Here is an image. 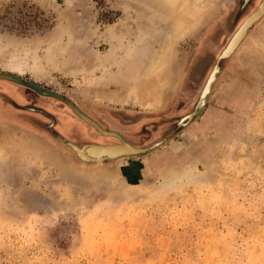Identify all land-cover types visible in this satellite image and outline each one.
Returning <instances> with one entry per match:
<instances>
[{
	"label": "rangeland",
	"instance_id": "374dc122",
	"mask_svg": "<svg viewBox=\"0 0 264 264\" xmlns=\"http://www.w3.org/2000/svg\"><path fill=\"white\" fill-rule=\"evenodd\" d=\"M260 1L209 0L175 46L178 75L161 88L162 106L146 110L126 103L127 82L104 73L118 71V52L107 58L116 36L144 38L134 54L159 49L163 23L147 3L0 0V63L24 68L0 73L71 102L138 149L164 140L79 176L59 138H116L99 136L65 102L0 80V264H264V16L219 62L205 109L179 126ZM176 172L186 177L165 183Z\"/></svg>",
	"mask_w": 264,
	"mask_h": 264
},
{
	"label": "bare ground",
	"instance_id": "6f19581e",
	"mask_svg": "<svg viewBox=\"0 0 264 264\" xmlns=\"http://www.w3.org/2000/svg\"><path fill=\"white\" fill-rule=\"evenodd\" d=\"M137 1L138 3L140 2L147 3L149 5V13L151 15V18L159 20L161 23H163V27H159L157 30L158 31L157 33L161 36L159 49H156L153 46V44H150V46L148 47L147 44L146 46H144L141 52L134 54L135 49H137V46L139 45L141 46L142 39L144 38H140L135 43L132 44L126 42L123 43L126 36L125 37L116 36L115 38L113 34V37L117 39L120 45L115 46L110 53L111 55L109 54L107 58L111 59L114 55H116V52H118V56H117L118 58L116 59L117 61H119L117 62L118 71H116V73L111 76V74L107 72L108 70L107 67L104 76L106 74L107 75L109 74L110 77L109 78L104 77V78L105 80L107 79L109 81H114V82L124 81L130 85L128 92L129 93L128 99L126 100V103H133L134 105H138L146 110H157L162 106L161 88H163V86L167 82H169V80L172 79L177 73V71H175L172 67L175 46L181 40H183L189 33H191V31H193L195 27L201 22L210 2L209 0H136V2ZM246 1L248 2L249 0ZM263 16H264V0H261L253 16L240 28L239 31H237V33L234 34V38L232 37L233 38L232 41L230 40L231 43L229 44L226 50L227 55H230L231 53H233V51L235 52V50L240 46V44L246 37L250 25H252L254 22L259 20ZM7 60H9V62L7 61L3 62L4 64L0 63V65H2V68L10 69V70H18L20 73L23 72L24 68L21 63H13L12 65L10 64L11 58L10 59L7 58ZM109 62H110L109 59L105 62L107 66L109 65ZM36 72L38 74H41L40 70H36ZM4 74H9V73H4ZM213 78L214 76L210 78L207 88L202 94L201 97L202 99L198 106L199 110L202 109L204 102L207 101L209 91L212 89V86L210 88L209 86L213 80L214 81L216 80V76L215 79ZM80 112L83 115H85L87 118H89L93 123H96V126L101 131V132H97L99 136L103 138H113L115 136L112 135H118L120 139H118V143L116 144L69 143V147H66L65 149L66 150L68 149L72 154L70 155L79 161V165L73 166L70 163L69 165L70 167L67 166L69 172L74 171V169L76 168L79 171L78 172L79 176H83L86 178L87 177L93 178L95 177L93 172L94 169H98L100 167L102 168L103 166L102 164H104V161H109V162L115 160L120 161L125 157L121 158L118 155H128L130 153L131 154L135 153L138 150V148L127 142L117 132L108 131L107 129H104L99 123H97L91 117H89L82 111ZM190 117L191 116H189L187 120H189ZM80 120L84 124L89 125L84 120L82 119ZM9 135L11 134L7 133V136L11 138ZM158 145H160V143H158ZM41 149L43 150V154H46L44 153V148L41 147ZM8 159L10 160V157H8ZM188 173L190 172L188 171ZM183 177H186L183 173L176 172L173 175L167 176L165 179L166 180L165 183H170V182L172 183ZM101 178H103V176ZM67 191L66 194L70 195L69 191L68 192Z\"/></svg>",
	"mask_w": 264,
	"mask_h": 264
},
{
	"label": "water",
	"instance_id": "95a60500",
	"mask_svg": "<svg viewBox=\"0 0 264 264\" xmlns=\"http://www.w3.org/2000/svg\"><path fill=\"white\" fill-rule=\"evenodd\" d=\"M244 2L246 3L247 1L246 0H244ZM256 12V10H254L244 21H243V23L241 24V26L239 27V29H238V31L240 30V28L253 16V14ZM262 18V17H261ZM260 18V19H261ZM259 19V20H260ZM258 21V20H257ZM256 21V22H257ZM255 23V22H254ZM253 23V24H254ZM253 24L252 25H250V27L248 28V30L253 26ZM248 32V31H247ZM237 33V32H236ZM233 38H234V36H233ZM232 38V39H233ZM232 39H231V41H232ZM231 41L225 46V49L220 53V55L218 56V58H217V60H216V62H215V64H214V66H213V68H212V70H211V73L209 74V76H208V79H207V82H206V84H205V86H204V89H203V91H202V93H201V95H200V97H199V99H198V101H197V103H196V105H195V107H194V109H193V111L191 112V113H189L187 116H185L183 119H181L180 120V122H179V126H185V125H187V124H189L196 116H198L204 109H205V107H206V105H207V101H208V97H207V101L206 102H204V105H203V107H202V109L201 110H199V104H200V102H201V97H202V94L204 93V91H205V89L207 88V85H208V83H209V81H210V78H212L213 76H214V78L213 79H215V76H216V80H217V74L219 73V71H220V68H219V62L221 61V60H223V59H227V58H229L233 53H234V51H233V53H231L230 55H227L226 54V50H227V48H228V46H229V44L231 43ZM0 80H4V81H8V82H12V83H15V84H19V85H22V86H24V87H26V88H29V89H32V90H35L36 92H38L39 94H41V95H43V96H47V97H52V98H55V99H57V100H59V101H62V102H65V104L72 110V112L77 116V117H79L80 119H82V120H84L85 122H87L94 130H96V132H101L100 130H99V128L96 126V123H93L89 118H87L85 115H83L78 109H77V107H75L71 102H69V101H65V100H63L60 96H58V95H55V94H52V93H50V92H47V91H44V90H42V89H40L39 87H37V86H35L34 84H27V83H24L20 78H18V77H14V76H12V75H9V74H4V73H0ZM216 80L214 81H212L211 82V84H210V86H209V88L212 86V88H213V85H214V83L216 82ZM211 91H212V89L209 91V95H210V93H211ZM208 95V94H207ZM208 95V96H209ZM189 116H191L190 117V119L189 120H187V118L189 117ZM104 132H106V131H104ZM112 136H115V137H113V138H117V140L118 139H120V137L118 136V135H112ZM60 140V142H61V144L66 148V147H69V143H65V141L64 140H62V139H59ZM163 142H164V140L163 141H160V142H157V143H154L152 146H150L149 148H142V149H138L135 153H130V154H128V155H118V156H120L121 158L122 157H133V156H138V155H142V154H145V153H147V152H149V151H151V150H154L155 148H157L158 146H160L161 144H163ZM158 143H160V145H158ZM67 145V146H66ZM66 150V149H65ZM69 154H71L70 153V151L67 149L66 150ZM72 155V154H71ZM118 158V157H117ZM104 160H106V159H104ZM105 162H107V161H104V163ZM102 165H104V164H102Z\"/></svg>",
	"mask_w": 264,
	"mask_h": 264
},
{
	"label": "flooded vegetation",
	"instance_id": "af4514ba",
	"mask_svg": "<svg viewBox=\"0 0 264 264\" xmlns=\"http://www.w3.org/2000/svg\"><path fill=\"white\" fill-rule=\"evenodd\" d=\"M250 1V0H249ZM248 1V2H249ZM248 2H244V0H242V6L244 7ZM26 109H28V110H34V109H32V108H29V107H27ZM7 110V107H5V105H3V104H0V111H1V113L2 112H4V111H6ZM109 131V130H108ZM59 139H62V140H64V141H66L64 138H59ZM117 142H118V140H117ZM66 143H70V142H67L66 141ZM74 144V143H73ZM85 144V143H84ZM87 144V143H86ZM111 144H113V143H111ZM114 144H116V143H114Z\"/></svg>",
	"mask_w": 264,
	"mask_h": 264
}]
</instances>
